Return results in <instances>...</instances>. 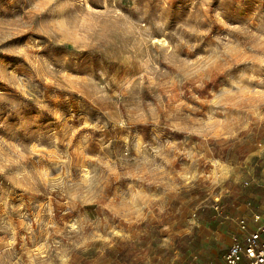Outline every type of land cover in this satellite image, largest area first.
I'll use <instances>...</instances> for the list:
<instances>
[{"label":"rangeland","instance_id":"1","mask_svg":"<svg viewBox=\"0 0 264 264\" xmlns=\"http://www.w3.org/2000/svg\"><path fill=\"white\" fill-rule=\"evenodd\" d=\"M259 144L264 0H0V264L129 263Z\"/></svg>","mask_w":264,"mask_h":264},{"label":"crops","instance_id":"2","mask_svg":"<svg viewBox=\"0 0 264 264\" xmlns=\"http://www.w3.org/2000/svg\"><path fill=\"white\" fill-rule=\"evenodd\" d=\"M250 151V160L247 161L249 164L245 170L241 173L240 167H235V173L228 175L227 181L231 182V187L226 201L221 202V212H199L197 219L193 220L190 226L187 224V215L182 220L179 216V220L173 221V226L162 227L158 232L159 236L151 238L144 245H139L136 239H130L131 241L117 251L114 247H107L110 254L120 258L124 256L125 260L128 259L126 249L135 252L129 263L125 261L117 264H223L229 245L234 239H241L238 220L250 221L251 215L262 213L261 207L264 206V149L259 144V147ZM255 159H260L259 165H256V162L250 165ZM253 166L261 167L260 177L256 176ZM261 218L264 220V214ZM178 221L182 225H175ZM156 248L162 251L167 249L172 255L163 257L162 260L164 253L157 255L153 251ZM149 252L153 253L152 256L147 254Z\"/></svg>","mask_w":264,"mask_h":264},{"label":"built area","instance_id":"3","mask_svg":"<svg viewBox=\"0 0 264 264\" xmlns=\"http://www.w3.org/2000/svg\"><path fill=\"white\" fill-rule=\"evenodd\" d=\"M261 211L252 215L251 223L238 220L241 239H234L229 245L223 264H264V207Z\"/></svg>","mask_w":264,"mask_h":264}]
</instances>
